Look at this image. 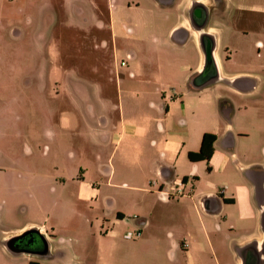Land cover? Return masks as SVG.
Returning a JSON list of instances; mask_svg holds the SVG:
<instances>
[{
    "label": "crops",
    "instance_id": "obj_1",
    "mask_svg": "<svg viewBox=\"0 0 264 264\" xmlns=\"http://www.w3.org/2000/svg\"><path fill=\"white\" fill-rule=\"evenodd\" d=\"M40 1L39 8L53 11L55 21L61 10L70 28L102 26L97 0ZM77 1L88 3L97 17L91 26L74 22L70 7ZM106 1L114 48L119 17L114 0ZM150 1L154 11H142L136 2L121 9L125 19L132 14L135 22L126 30L132 49L119 62L125 66L119 64L124 71L115 79L116 103L105 98L100 82L70 75L94 89L102 105L92 124L94 143L118 169L110 165L105 186L130 195L127 214L116 201L111 205L116 209L111 226L133 216L128 225L142 233L129 243L128 252L112 258L140 264V252L148 249L165 254L168 264H264V0H218L225 8L211 6L202 27H193L189 14L197 1ZM181 2L176 22L159 39L149 33L151 43L139 41L145 37L144 19L168 18L169 8ZM71 119L61 114L59 121L50 122L49 137L54 140L74 123L80 125ZM205 133L216 136L211 158L192 163L187 154L199 150ZM88 171L59 184L61 199L70 190V198L62 201L74 212L83 200L98 203L100 191L86 180ZM5 174L23 177L18 171ZM31 174L37 179L38 173ZM116 177L119 184L112 183ZM178 181H183V195L162 198L159 192H171ZM5 205L0 192V226L2 213H14L12 204ZM38 212L47 220L0 230L6 264H84L71 240L61 236L66 230L76 232L77 226L68 227L60 215L51 221L52 210ZM33 230L37 244L21 252L9 248L11 239ZM106 236H114V230L101 238Z\"/></svg>",
    "mask_w": 264,
    "mask_h": 264
},
{
    "label": "rangeland",
    "instance_id": "obj_2",
    "mask_svg": "<svg viewBox=\"0 0 264 264\" xmlns=\"http://www.w3.org/2000/svg\"><path fill=\"white\" fill-rule=\"evenodd\" d=\"M132 2L139 3L142 11H154L150 0H114L120 34L113 48L106 0H97L101 28L88 31L68 27L61 10L55 21L53 11L39 8L43 4L40 0H0V192L2 200L14 206V213L1 214L0 230L46 221L47 215L38 209L52 210L51 221H58L60 215L68 227L77 226L76 232L66 230L61 236L71 240L69 245L84 264H123L112 257L128 252L129 243L139 239L124 238L127 231H134L127 223L130 219L111 226L116 210L111 205L116 201L117 209L127 214L130 195L105 186V173L117 163L109 161L107 153L99 152L94 143L92 124L102 105L94 89L70 77L77 74L100 82L107 91L105 98L116 103L115 79L124 71L119 62L125 61V54L132 49L125 40L126 30L135 22L132 14L125 19L121 9ZM84 3H73L70 12L74 22L91 26L97 17ZM183 5L181 2L169 8L168 18L144 19L145 37L142 34L139 41L151 43L149 33L159 39L176 22L175 12ZM61 114L80 125L74 123L65 135L52 140L47 132L50 122L59 121ZM86 168V180L100 191L98 203L83 200L74 212L62 201L70 198V190L61 199L59 184L64 179L80 178ZM11 171L23 177H7L5 173ZM31 173H38L37 179ZM118 179L113 178L112 183L119 184ZM111 229L114 236L101 238ZM151 254L148 249L140 252V264H168L165 254ZM8 261L0 252V264Z\"/></svg>",
    "mask_w": 264,
    "mask_h": 264
},
{
    "label": "trees",
    "instance_id": "obj_3",
    "mask_svg": "<svg viewBox=\"0 0 264 264\" xmlns=\"http://www.w3.org/2000/svg\"><path fill=\"white\" fill-rule=\"evenodd\" d=\"M208 62H211L210 55L207 56ZM216 140V136L214 134L205 133L201 138L200 148L197 152H189L187 154V159L192 162H207L211 158L213 153V144ZM183 180H185L183 178Z\"/></svg>",
    "mask_w": 264,
    "mask_h": 264
},
{
    "label": "flooded vegetation",
    "instance_id": "obj_4",
    "mask_svg": "<svg viewBox=\"0 0 264 264\" xmlns=\"http://www.w3.org/2000/svg\"><path fill=\"white\" fill-rule=\"evenodd\" d=\"M195 1H197L196 4L193 5L189 10L193 27H202L203 25H205L206 20L204 19L203 16L209 13V11L211 10L210 9L211 6L216 5L217 8L221 10L225 8L224 5H221V2L218 0H212V1L209 0L208 3L204 2V0H195ZM169 2H173V1L169 0ZM32 234L35 235L36 233H32Z\"/></svg>",
    "mask_w": 264,
    "mask_h": 264
},
{
    "label": "built area",
    "instance_id": "obj_5",
    "mask_svg": "<svg viewBox=\"0 0 264 264\" xmlns=\"http://www.w3.org/2000/svg\"><path fill=\"white\" fill-rule=\"evenodd\" d=\"M121 66H125L124 62L120 63ZM183 181H178L175 182L174 186L171 187V192H162L160 191L159 193L162 194V198L164 199H170L171 197H178V196H182L183 195ZM129 219L134 218L133 216L128 217ZM142 235L141 230H134V231H127L124 234V238L127 240H135L137 238H140Z\"/></svg>",
    "mask_w": 264,
    "mask_h": 264
},
{
    "label": "water",
    "instance_id": "obj_6",
    "mask_svg": "<svg viewBox=\"0 0 264 264\" xmlns=\"http://www.w3.org/2000/svg\"><path fill=\"white\" fill-rule=\"evenodd\" d=\"M32 233H36V231H27L24 234H22L19 237L13 238L9 241V248L11 250L14 251H23L25 246H29V245H35L37 244L39 235L36 233L35 235H33ZM24 242V244H23Z\"/></svg>",
    "mask_w": 264,
    "mask_h": 264
}]
</instances>
